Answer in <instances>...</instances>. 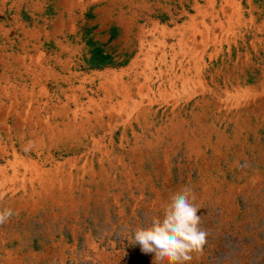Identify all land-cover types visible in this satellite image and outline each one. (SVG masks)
<instances>
[{
  "label": "rangeland",
  "instance_id": "1",
  "mask_svg": "<svg viewBox=\"0 0 264 264\" xmlns=\"http://www.w3.org/2000/svg\"><path fill=\"white\" fill-rule=\"evenodd\" d=\"M186 187V264H264V0H0V264H153Z\"/></svg>",
  "mask_w": 264,
  "mask_h": 264
},
{
  "label": "clouds",
  "instance_id": "2",
  "mask_svg": "<svg viewBox=\"0 0 264 264\" xmlns=\"http://www.w3.org/2000/svg\"><path fill=\"white\" fill-rule=\"evenodd\" d=\"M190 192L186 187L173 194L162 219L153 218L149 226L133 230L130 243L139 244L144 254H154L153 264H186L193 253L203 254L208 233L200 227V209ZM12 215L11 209L0 211V224Z\"/></svg>",
  "mask_w": 264,
  "mask_h": 264
}]
</instances>
